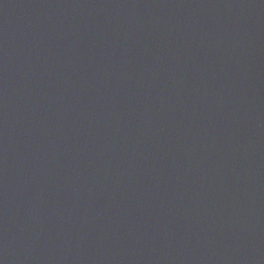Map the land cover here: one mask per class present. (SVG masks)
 <instances>
[{"label": "water", "instance_id": "obj_1", "mask_svg": "<svg viewBox=\"0 0 264 264\" xmlns=\"http://www.w3.org/2000/svg\"><path fill=\"white\" fill-rule=\"evenodd\" d=\"M0 264H264V0H0Z\"/></svg>", "mask_w": 264, "mask_h": 264}]
</instances>
